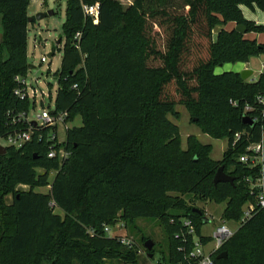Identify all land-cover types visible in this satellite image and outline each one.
Wrapping results in <instances>:
<instances>
[{"label": "trees", "instance_id": "obj_1", "mask_svg": "<svg viewBox=\"0 0 264 264\" xmlns=\"http://www.w3.org/2000/svg\"><path fill=\"white\" fill-rule=\"evenodd\" d=\"M95 3L97 24L83 12V6ZM151 3L155 6L149 8ZM29 4L0 0V55L1 47L9 54L0 58V139L26 128L12 119L28 107L14 90L15 77L25 78L29 67ZM241 6L264 12V0H134L126 11L114 0H66L51 114H66L65 124L79 116L81 126L67 128L62 144L49 140L48 130L55 135V127L34 126L29 143L0 155V264H46L50 258L48 264H140L136 249L104 233L116 222L126 226L137 219L165 220L168 251L161 260L189 264L178 251L181 245L189 251L192 240L183 221H190L203 245L210 238L201 234L203 213H193L184 194L227 200L223 218L235 222L244 203L254 206L251 217L210 258L216 264H264V209L257 207L259 190L251 187L260 166L239 162L249 146L262 142L264 105L257 99L264 98V74L248 82L239 73L214 72L264 55V43L245 38L264 34V26L246 20ZM229 24L234 27L225 29ZM237 26L244 27V35ZM178 105L201 117L204 134L227 140L220 166L235 178L232 186H214L213 171L220 166L200 156L193 140L181 149L179 129L169 120L178 118ZM245 117L251 126L243 123ZM52 147H62L67 157L47 158ZM262 165L264 170V158ZM17 186L28 190L16 191ZM46 187L45 193L37 191ZM176 234L186 241L175 240ZM221 252L226 257L217 260Z\"/></svg>", "mask_w": 264, "mask_h": 264}, {"label": "rangeland", "instance_id": "obj_2", "mask_svg": "<svg viewBox=\"0 0 264 264\" xmlns=\"http://www.w3.org/2000/svg\"><path fill=\"white\" fill-rule=\"evenodd\" d=\"M120 4L122 9L126 11L129 9L134 0H114ZM155 3L149 4L150 7H154ZM176 8L180 7V2L175 3ZM244 6H241L242 8ZM249 8V7H246ZM65 9H66V0H30L28 8V18L34 17L39 12H48L53 11V16H47L44 20L40 22L32 21L28 24L27 27V63L29 66L33 67L32 69L27 70L25 76L27 83V95H28V107L27 110L21 113L27 115L28 120L35 122L39 116H41L43 110L52 111L54 109V100L57 90V83L55 79V73L60 68V62L62 57V46H63V36L61 27L65 21ZM259 10V9H258ZM2 29V20L0 17V30ZM220 28L216 27L213 30V38L215 40L216 34ZM158 32V29H154ZM1 32V31H0ZM250 35L256 34H247L246 38L250 39ZM4 39L3 35L1 37V42ZM60 41L59 45L57 42ZM157 45L162 46V40L160 36L156 37ZM54 52V55L51 58H48V55ZM9 54L5 51L4 47H1V59H5ZM44 57L47 59L46 63H40V59ZM257 65H260L261 62L258 60ZM234 66V67H233ZM236 64H226L219 66L215 69V74H222L224 72H233L235 73ZM254 74H257L255 70H251ZM248 82H251L249 79ZM27 100V99H26ZM178 113V118L174 119L169 116V120L174 123L179 129V139L182 150H187L188 140H193L192 148L200 149L201 155H205L208 160L213 164H218L219 167L221 164H224V153L227 149V140L224 139H215L210 135H206L202 132L198 119L201 117L190 108H187L183 105H178L175 108ZM81 118L76 116L72 122L66 124H59L57 126V141L62 144L64 142L63 138L65 137V131L67 128L80 127ZM219 122H217V129H219ZM52 131L48 130V137L51 140ZM262 141L264 142V132L262 134ZM2 146H6L4 142H0ZM57 144V143H55ZM52 149L48 153H51ZM63 150L62 147L59 149L54 148L53 151H57L59 154ZM54 152V153H55ZM57 158V157H56ZM58 159V158H57ZM59 160V159H58ZM149 162L155 163L154 161L149 160ZM195 162L197 159L195 158ZM159 165V164H158ZM218 168L213 171V177L216 174ZM37 172L41 170L37 169ZM226 173H230V170H227ZM54 176V172L50 173L49 180L51 181ZM16 191H24L26 188H21L17 186ZM38 192L45 193L48 191V187L38 189ZM188 203V207L201 210L203 216L209 220L208 223L204 224L202 227V233L204 235H210L216 229V227L221 224H225L232 230H237L238 222L233 220H226L223 218V212L227 206V200L222 202H217L215 199L209 201L198 200L195 197H192L189 194H184L182 196ZM11 196L5 198V203H11ZM250 204L244 203L242 205V212L244 213ZM76 209L72 215L75 217L77 214ZM171 212V211H170ZM55 213L62 214L59 211ZM186 222V221H183ZM190 222V221H189ZM118 222H116L117 224ZM123 227L116 228L115 225L109 227L111 229L112 236H127L133 239L137 244V251L141 250L142 255L140 256V264H145L143 251L144 243L147 240H151L154 243L153 252L154 257L151 259L152 262H156L161 258V253L167 254L168 251V237L165 232V220L162 219H137L132 224L124 226L123 222H120ZM71 226V224H70ZM208 238V237H207ZM213 243L210 242L206 248L205 253L207 254ZM247 256L249 255L246 254ZM249 257H247L248 259ZM52 258L48 259L46 264L51 261ZM144 262V263H142ZM249 264V263H247Z\"/></svg>", "mask_w": 264, "mask_h": 264}, {"label": "built area", "instance_id": "obj_3", "mask_svg": "<svg viewBox=\"0 0 264 264\" xmlns=\"http://www.w3.org/2000/svg\"><path fill=\"white\" fill-rule=\"evenodd\" d=\"M98 11H99V5L98 3H95L90 6H83V12L84 15L90 18L93 22V24H97L98 22ZM80 38V33H77L75 36V39L78 40ZM47 59L42 57L40 59V63H46ZM15 81L18 84L17 88L14 90V96H16L19 100H28V95H27V83L26 79L22 77H15ZM75 88V87H74ZM258 102L264 105V98L259 97ZM66 114H59L57 116H53L51 114V111H45L43 110L41 116L35 120L36 125L41 128H56L59 124H65ZM25 123L26 128L23 129H18L17 131L15 130L12 134L7 135L4 138L0 139V142H4L6 146H3L4 148H14L16 150H19L23 148L27 143H29L32 140V129H33V121L27 119V115L25 113H19L15 118L12 119V123ZM235 139H239V134L235 135ZM56 140L57 144V131L55 135H51V141ZM1 145V144H0ZM2 146V145H1ZM52 152L48 153L47 158L49 159H54L58 158L59 161L67 157V153L64 151V149L60 152V154L56 151H53L54 148H51ZM55 152V153H54ZM248 154H243L239 157V162L242 164L248 165L250 168H255L257 166H260V177L251 184L252 188H255L259 190V194L257 197L258 203L257 207L260 209H264V190H263V158H264V146H263V141L259 144L251 145L247 148ZM254 211V206L250 205L249 208L243 213L242 218L238 222V227L245 223L246 220H248L252 212ZM184 225L188 227V230H186V235L185 236H191V244L189 251L186 250L183 247L184 245H181L178 247V251L184 252V258L188 260L190 263L189 264H216L211 258L210 255L205 253V248L207 246L203 245L201 241L195 236L194 230L191 227V224L189 221L184 222ZM116 228L123 227L121 223H117L115 225ZM89 235H93L92 230H88L87 232ZM104 233L107 238H115L120 245H122L124 248L128 250H137V244L136 242L127 237V236H112L111 235V229L109 227L104 228ZM235 233L234 230L230 229L228 226L225 224H221L220 226L216 227V229L213 231L211 234L210 242L213 243L214 246V251L218 250L227 240H229L233 234ZM185 236H179V235H174L175 240H180L182 243L185 242ZM138 255H142V251L138 250L137 251ZM143 256L145 259V264H164L161 258L157 260L156 262H152L151 259L153 258H148L147 253L143 251Z\"/></svg>", "mask_w": 264, "mask_h": 264}, {"label": "water", "instance_id": "obj_4", "mask_svg": "<svg viewBox=\"0 0 264 264\" xmlns=\"http://www.w3.org/2000/svg\"><path fill=\"white\" fill-rule=\"evenodd\" d=\"M53 15H54L53 11H48V12H45V13L39 12L34 17L28 18V23H32V21L40 22V21L44 20L47 16H53ZM235 30L238 33H240L241 35L245 34V29H244L243 26H237V27H235ZM1 37H2V32H0V43H1ZM59 43H60V41L57 42V45H59ZM53 55H54V52H51L48 55V58H51ZM32 68L33 67H31V66L28 67V69H32ZM240 76H241L242 80L247 81V80H249L251 78L252 72L249 71V70H243L242 72H240ZM243 123L248 125V126L252 125V121L248 117L243 118ZM32 125L35 126L36 123L33 122ZM5 154H6V148H4L3 146L0 145V155H5ZM234 181H235V178L227 175L224 172V167L223 166H220L217 169L216 174L214 175V178H213L214 186H217L218 184H230L232 186ZM192 212L201 215V212L198 209H194L193 208ZM201 220H202L203 224H206V223L209 222V220L207 218H205V217H202ZM143 247L146 250L147 257L149 259L152 258L151 251H152V249L154 247V243L151 240H147V241H145ZM225 257H226V253L225 252H221V253H219L216 256V259L217 260H221V259H224Z\"/></svg>", "mask_w": 264, "mask_h": 264}, {"label": "crops", "instance_id": "obj_5", "mask_svg": "<svg viewBox=\"0 0 264 264\" xmlns=\"http://www.w3.org/2000/svg\"><path fill=\"white\" fill-rule=\"evenodd\" d=\"M240 10L242 12L243 17L246 20L252 21V22L256 23L257 25H263L264 26V12L258 10L255 6H253V8L242 7V8H240ZM27 14H28V12H27ZM28 16H29V14H28ZM233 27H234L233 24H229V25H227L225 27V29L230 30ZM245 38H246V35H245ZM249 40H256L258 43H264V34H256V35H252V36L250 35V39ZM258 60H260V62H261L260 65H257V63H256ZM236 65L237 66H236L235 71H234L235 73H239L240 74V72H242L243 70H249V71L255 70L257 72V74H254L251 71L252 72V76L250 78L251 82H254V81H256L258 79L260 74H264V55H259L258 57H251L248 60V62H246V63H236ZM56 131H57V129H56ZM63 140L65 141V137L63 138ZM20 187L21 188H26V190H28V188L25 187V186H20ZM26 190H24V191H26ZM234 231H236V230H234ZM201 234L204 237H208V238L210 237V235H204L202 233V228H201ZM209 243H207V245ZM213 251H214V246L211 248V250L208 252V254L211 255L212 253H214Z\"/></svg>", "mask_w": 264, "mask_h": 264}]
</instances>
